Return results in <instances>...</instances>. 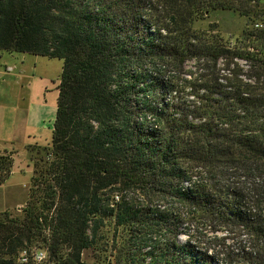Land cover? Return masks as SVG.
Returning <instances> with one entry per match:
<instances>
[{
  "label": "trees",
  "instance_id": "obj_1",
  "mask_svg": "<svg viewBox=\"0 0 264 264\" xmlns=\"http://www.w3.org/2000/svg\"><path fill=\"white\" fill-rule=\"evenodd\" d=\"M0 51L63 61L0 264H264V0H0Z\"/></svg>",
  "mask_w": 264,
  "mask_h": 264
},
{
  "label": "crops",
  "instance_id": "obj_2",
  "mask_svg": "<svg viewBox=\"0 0 264 264\" xmlns=\"http://www.w3.org/2000/svg\"><path fill=\"white\" fill-rule=\"evenodd\" d=\"M51 60L42 56L0 51V154L12 153L13 159L10 175L0 185V190L20 188L19 184L12 185V178L18 173L27 178L25 185L28 190L33 166L28 163L26 148L30 145L40 146L36 136L39 137L46 120L50 121L45 92L54 73ZM60 73L56 76V100ZM52 111L51 132L56 103ZM25 185L21 184V187ZM16 205L17 208L21 207V204ZM0 208V213L5 211L1 205Z\"/></svg>",
  "mask_w": 264,
  "mask_h": 264
},
{
  "label": "rangeland",
  "instance_id": "obj_3",
  "mask_svg": "<svg viewBox=\"0 0 264 264\" xmlns=\"http://www.w3.org/2000/svg\"><path fill=\"white\" fill-rule=\"evenodd\" d=\"M245 24V18L239 17L237 15L230 14L226 11H215L210 14V16L198 22L194 27L200 29H206L209 26L213 27L215 31H217L223 38H234L240 35L241 30L243 29ZM50 59V58H49ZM54 67H52L53 78L52 81L49 83V87L47 92H45V98L47 102V106L50 110L49 120H46L44 126H42L39 137L36 136V140L40 147L49 146L51 141V120H53V108H55L56 103V90L55 85L57 81V77L61 72L63 61L57 58H51ZM29 146L30 148L27 149L28 157H31L33 161L38 160L39 157L43 156L41 152H39L36 146ZM51 159V158H50ZM28 160V159H27ZM44 161V160H43ZM40 162V163H43ZM48 161V160H47ZM29 164L31 162L28 161ZM27 180L26 177H23L21 174H16L12 178V185L19 184L20 188L12 189V188H2L0 190V205L2 206L3 212L0 213V219L3 216V213L6 212L10 217H22V208L25 206V203L28 199V190L27 184L25 181ZM30 179H28L29 182ZM14 181V182H13ZM11 183V182H10ZM21 184L25 186L21 187ZM29 189V188H28ZM16 204H21L20 208H17ZM17 208V209H16ZM1 209V208H0ZM33 247H29L27 249H32ZM46 250L44 247L42 248ZM47 254V252H46ZM102 255V253H101ZM104 255V254H103ZM82 259L87 264H96V254L92 253L91 251H85L82 255ZM42 264H48L47 258Z\"/></svg>",
  "mask_w": 264,
  "mask_h": 264
},
{
  "label": "built area",
  "instance_id": "obj_4",
  "mask_svg": "<svg viewBox=\"0 0 264 264\" xmlns=\"http://www.w3.org/2000/svg\"><path fill=\"white\" fill-rule=\"evenodd\" d=\"M47 254L44 249H22L18 253L19 264H42L46 261Z\"/></svg>",
  "mask_w": 264,
  "mask_h": 264
}]
</instances>
